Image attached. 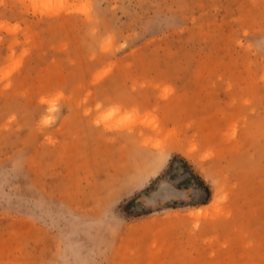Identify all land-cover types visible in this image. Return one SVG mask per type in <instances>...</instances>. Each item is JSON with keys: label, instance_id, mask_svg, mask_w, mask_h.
<instances>
[{"label": "rangeland", "instance_id": "obj_1", "mask_svg": "<svg viewBox=\"0 0 264 264\" xmlns=\"http://www.w3.org/2000/svg\"><path fill=\"white\" fill-rule=\"evenodd\" d=\"M0 264H264V0H0Z\"/></svg>", "mask_w": 264, "mask_h": 264}, {"label": "crops", "instance_id": "obj_2", "mask_svg": "<svg viewBox=\"0 0 264 264\" xmlns=\"http://www.w3.org/2000/svg\"><path fill=\"white\" fill-rule=\"evenodd\" d=\"M174 190L179 191L176 187H174Z\"/></svg>", "mask_w": 264, "mask_h": 264}]
</instances>
